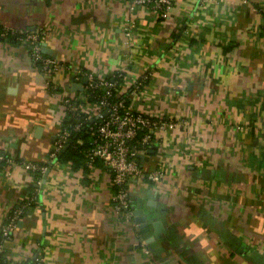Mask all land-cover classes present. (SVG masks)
I'll return each mask as SVG.
<instances>
[{
  "label": "crops",
  "instance_id": "0c3cea01",
  "mask_svg": "<svg viewBox=\"0 0 264 264\" xmlns=\"http://www.w3.org/2000/svg\"><path fill=\"white\" fill-rule=\"evenodd\" d=\"M0 23L46 33L62 65L56 96L28 46L0 37V157L14 160L0 159V229L34 198L5 264H264V0H173L165 17L128 0H0ZM80 70L122 72L134 111L175 123L139 156L162 181L129 182L148 229L118 218L101 162L22 165L47 162Z\"/></svg>",
  "mask_w": 264,
  "mask_h": 264
},
{
  "label": "built area",
  "instance_id": "2783aa9c",
  "mask_svg": "<svg viewBox=\"0 0 264 264\" xmlns=\"http://www.w3.org/2000/svg\"><path fill=\"white\" fill-rule=\"evenodd\" d=\"M130 9L138 6L150 8L158 17H165L173 5V0H128ZM46 33H36L25 30H16L0 23V37H14L20 43L28 46L31 58L35 66L44 77L45 85L50 88L53 95H59V86L52 79L62 68L55 58L42 51V41ZM78 79H87L83 85V98L78 99L64 95L61 104L65 112L64 123L69 114H77L80 118L70 120L69 127L80 131L85 125L92 132L91 146L86 149V165L94 166L98 161L108 167L111 172V180L114 186L113 208L119 219L124 221L134 220V206L132 204L129 182L132 178L147 177L154 183L162 181L166 167L146 173L139 162L140 153L161 142L163 133L174 127L175 123L160 117H152L134 111L125 99L114 98L118 82L108 77H97L91 72L78 71ZM120 80L124 79L122 72L117 75ZM144 81L134 84V90L140 89ZM100 87L103 93L96 102L89 101L88 93L91 89ZM78 100L81 102L77 104ZM108 111V113H106ZM89 120H92L89 124ZM67 126V127H66ZM61 126L46 165L24 162L23 167L28 171L45 172L51 163H59L60 153L71 140V130L66 124ZM6 162L14 163L10 157L1 156ZM34 198L16 206L10 211L5 223L0 229L2 240L0 243L1 256L4 254V243L9 240L17 227V222L30 208ZM138 226V224H136Z\"/></svg>",
  "mask_w": 264,
  "mask_h": 264
},
{
  "label": "trees",
  "instance_id": "16d2710c",
  "mask_svg": "<svg viewBox=\"0 0 264 264\" xmlns=\"http://www.w3.org/2000/svg\"><path fill=\"white\" fill-rule=\"evenodd\" d=\"M12 40L19 42L14 37H12ZM108 78L111 80L114 79V81L118 82V87H116L114 98L116 97L119 99H125L126 103L128 104L127 98L125 97V93L122 94V92H120V82H121L120 78H118L117 75L108 76ZM102 93H103V89L100 87L91 89V91L88 93L89 101L96 102L97 100H99ZM80 102L81 101L78 100L77 104H79ZM71 117L73 121H75L76 117L80 118V116L77 114H72V113L69 114L68 119L64 123V127L66 126V124L69 127V124L71 123L70 122ZM91 121L92 120H89L88 123L94 125L95 123H91ZM70 130H71L70 138L71 140L73 139V143L68 148V150L59 157V160L61 162H71L73 164V167L76 169H79L82 166L86 168L88 166L86 165L85 151L87 148L91 146L90 142L93 137L92 132L88 130V127L85 128V125L82 127V129H80V131H75L72 128H70ZM46 164L47 163H41L39 165H46ZM1 240H2V236L0 233V243H1ZM3 255L1 256L2 264H5Z\"/></svg>",
  "mask_w": 264,
  "mask_h": 264
},
{
  "label": "water",
  "instance_id": "95a60500",
  "mask_svg": "<svg viewBox=\"0 0 264 264\" xmlns=\"http://www.w3.org/2000/svg\"><path fill=\"white\" fill-rule=\"evenodd\" d=\"M72 80H74V78H72ZM75 82V81H74ZM87 82V79H84L82 83H74V87H77L78 89L80 90H83V85ZM108 113V111L106 112ZM73 143V139L69 141L68 144L65 145V147L63 148L62 152L60 153V156L65 153L68 148L71 146V144ZM50 170L47 171L46 175H45V178L47 177L48 173H49ZM134 216H135V220L137 223L140 224V226L143 228L145 227L146 229H148L147 227V219H146V215H145V211L143 209H141L139 206L136 210H134ZM145 229V231H146Z\"/></svg>",
  "mask_w": 264,
  "mask_h": 264
},
{
  "label": "rangeland",
  "instance_id": "374dc122",
  "mask_svg": "<svg viewBox=\"0 0 264 264\" xmlns=\"http://www.w3.org/2000/svg\"><path fill=\"white\" fill-rule=\"evenodd\" d=\"M63 94H67L69 97H74V95L70 92L64 91ZM62 98V97H61Z\"/></svg>",
  "mask_w": 264,
  "mask_h": 264
}]
</instances>
